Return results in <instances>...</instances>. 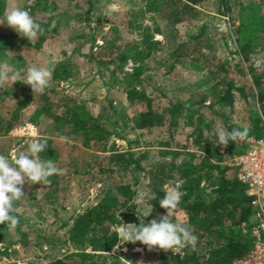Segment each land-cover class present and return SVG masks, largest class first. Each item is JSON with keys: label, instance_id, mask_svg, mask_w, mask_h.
<instances>
[{"label": "trees", "instance_id": "16d2710c", "mask_svg": "<svg viewBox=\"0 0 264 264\" xmlns=\"http://www.w3.org/2000/svg\"><path fill=\"white\" fill-rule=\"evenodd\" d=\"M202 1L142 0L137 9H130V18L126 21V26H131L133 30H136L137 37L120 41L118 33H114L113 36L103 38L101 43L92 39L89 51L86 53L88 59L101 67L113 64L109 68L110 78L117 82V86H120L119 90L125 92L130 102H134V99L139 97L146 96L147 98V108L130 114L128 118L125 117L127 115L123 116L121 108L117 109L110 96H106L107 102L102 107V111L94 114L86 107L85 100L79 98L77 94H68L64 90L55 88L62 80L73 76V62L69 57L59 59L52 64L50 69L52 86L46 88L43 93L35 95L30 86L21 82H15L7 88L5 95L0 93V106H4L7 102L11 104L8 107V119L0 120V126L6 128L11 126V122L18 120L20 110L34 99H42L38 108L40 114L46 116L47 123H41L40 128H35V132L47 137L48 147L40 153L41 159L58 160V167L66 164L69 166L68 171L72 172H79V170L85 172L95 165L98 171L104 173V176L98 179L101 184L96 193L97 199L89 202L81 210L75 208L65 219L60 218L58 212L65 208L58 194V189H61L60 180L54 179L56 175L49 178L50 183L43 193L44 203L41 209L46 207L58 218L66 232L65 240L70 241L74 249L54 256L47 264H124L121 256L128 257L127 250H121L120 246L118 252L115 251L117 252L115 255L111 253L114 251V245L117 244L116 237L119 231L117 225L123 222L117 217V213L122 210L135 211L140 219L136 225H139L140 221L148 223L151 220V217L143 215L139 207L146 211L149 205H152L158 218L165 215L166 210L160 207L159 200L165 194L164 184L170 179L174 181L173 186L179 180L182 197L178 207L185 212L183 219L186 218L189 221L194 234L198 237V242L195 250L186 247L181 255L158 250L154 264H232L235 258L249 249L250 236L242 225V222L248 223L251 214L246 185L237 178L234 167L224 161L226 154L242 152L246 146L238 151L234 149L236 142L229 141L223 151H218V145L204 135L202 117L197 116L196 121H191L185 115L183 119L186 123L188 120L191 128L188 136H191L192 140L186 143L177 141L173 144L176 125L182 118L179 115L181 102L178 99L169 100L170 102L162 109L154 108L151 97L145 95L144 90V80L149 81L141 76V66L145 60L152 56L157 48L164 46L163 40L155 38V33L162 30L161 26L157 23L151 25V23L142 21L143 12L148 11L151 14L163 15L166 27L169 29L168 37L174 40V46L167 53L170 62L166 63V66L172 68L175 61L189 60L201 68H210L216 81L210 86L209 96L216 97L220 94L215 100L216 104L221 107H224L225 103H232L233 89L239 90L244 95L247 94L243 86L235 85L229 72L228 62L226 60L221 62V58L216 55V39L206 32V24H197L195 31H189L188 26L193 24L192 19L200 12L197 5ZM221 1L226 9L230 7L227 0ZM254 3L253 0L249 2L250 5ZM5 11L6 0H0V15ZM33 18L44 29L40 40L59 32V24L52 22L51 16L48 19ZM181 23L186 25L187 35L185 37L180 33L179 24ZM235 27L236 40L243 39L240 47L243 54L253 52L250 51L254 47L251 43L264 42V12L259 18L251 22L241 21ZM2 36L8 37L13 45L20 43L18 39H26L11 30L6 33V36ZM129 58L137 64L130 71H124L121 77L118 76L117 72L123 68V64ZM158 61L160 62V58ZM17 70L24 72L23 69ZM258 76L264 77V74ZM260 77L256 78V85L261 83ZM221 87H224L222 93H220ZM205 96L200 97V100H203ZM9 98H13L12 102ZM257 99L260 104L249 109L248 119L251 121L249 133L259 136L263 128V92L257 93ZM222 118L225 122L228 119L226 116ZM122 124L130 125L134 129L165 126L169 131V137L155 142L160 158H153L150 162L148 161L147 165L144 159L146 160L148 156V150H135L131 143L138 141L124 138L125 134L119 127ZM233 128L230 127L231 130ZM49 132L56 133V135H66L72 132L79 134L82 137L80 144L83 149L79 147L83 151L82 154L80 153L81 156L70 157L69 155L68 160L64 158L66 155L64 149L69 144L65 142L61 148L64 159L60 158L59 151L54 144L56 138L49 135ZM110 134L126 139L125 146L121 147L114 139L109 141ZM70 146L75 147L76 144L71 143ZM0 148L3 147L0 146ZM84 155H87L88 159H85ZM168 157H170L169 160H167ZM125 172L130 173L136 181L139 179V172H143L149 186L148 192L154 194L155 199L147 200L143 206L137 205L135 203L136 188L132 181L115 179V175L120 178ZM130 203H134L132 208H129ZM14 214L19 217L20 223L17 228L20 230V236H27L28 231L21 227L23 221L21 213ZM172 218L177 219L174 212H172ZM3 234L0 225V255L8 253V246L3 243ZM135 244L147 249L139 242ZM124 245L128 249L132 243Z\"/></svg>", "mask_w": 264, "mask_h": 264}, {"label": "rangeland", "instance_id": "374dc122", "mask_svg": "<svg viewBox=\"0 0 264 264\" xmlns=\"http://www.w3.org/2000/svg\"><path fill=\"white\" fill-rule=\"evenodd\" d=\"M140 1L142 0H91V2L89 0H6V11L0 15V20L5 18L11 8L21 7L29 10L30 14L36 18L48 19L51 16V21L59 24V32L42 40L39 38L34 45L29 44L27 39H18L20 43L13 45L8 37L4 38L2 35L6 36L8 31L14 30L0 24V63L6 62L14 70L23 69L26 71L29 66L45 67L50 70L55 61L69 57L73 62V76L62 80L55 88L64 90L68 94H77L79 98L85 100L86 107L94 114L102 111V107L107 102L106 96H110L117 109L121 108L123 116L127 115L125 117L128 118L130 114L147 108L146 96L130 102L125 92L119 90L120 86H117V82L110 78L109 68L113 64L103 67L96 65L94 61L88 59L86 53L89 51L93 38L95 42L101 43L103 38L113 36L114 33H118L120 41L137 37L136 30H133L131 26H126V21L130 18V9H137ZM253 1L255 3L250 5V0H227L230 7L226 9L221 0H203L197 5L200 12L197 17L192 19L193 24L188 26L189 31L192 32L197 29V24H206V32L216 39V55L221 58V62L223 60L228 62L229 72L235 85L243 86L247 93L244 95L239 90L233 89V101L231 104L225 103L224 107L216 104L215 99H218L220 94L216 97L209 96L210 86L216 81L210 68H201L189 60L175 61L172 68L165 65L170 62L167 53L174 46L173 38L168 37L169 29L166 27L165 18L159 13L143 12L142 21L144 23H151V25L157 23L161 26L162 30L155 33V38L163 40L164 44L162 48H157L154 54L147 58L141 66V76L149 81L144 80L145 95L151 97L152 106L157 109L165 107L170 102L169 100L176 101L178 99L181 102L179 115L182 118L176 125L172 139L173 144H176L177 141L186 143L192 140L191 136H188L191 129L188 120L196 121L197 116L202 117L201 124L204 135L207 136V139H211L215 145L217 143L215 135L217 128L224 127L231 131V126L234 128L247 127L248 129L251 126V121L248 119L249 109L259 106L260 101L257 99V93L263 92L262 101L264 102V77L258 76L264 74V42L251 43L254 47L250 51L253 52H247V55L243 54L240 50L243 39L236 40L235 26L241 21L251 22L262 15L264 0ZM179 29L181 35L185 37L187 35L186 25L179 24ZM136 64L129 58L117 75L121 77L124 71H130ZM257 77L261 78V83L256 85ZM51 86L52 81L50 80L49 87ZM9 87L5 86L0 89V93L5 95V91H8ZM220 90L222 93L224 87H221ZM204 95L206 96L203 100H200V97ZM12 100L13 98L10 99L11 102ZM2 101L5 104L4 100ZM41 102V98L34 99L20 110L18 120L11 122V126L8 128L0 126V146L3 147L0 148V154L8 156L22 144L25 145L26 150L25 142L30 141V138L25 133L35 132V128H40L41 123H47L46 116L40 114L38 108ZM9 104L10 102H7L4 106H0V117H2L0 120L8 119V107L11 106ZM184 115L187 116L188 124L183 119ZM223 116L228 117L226 122L222 118ZM204 120L205 123H203ZM119 127L125 134L124 138L137 139L138 142L131 143L135 150H148V156L146 160L144 159L147 165L148 161L150 162L153 158H160L155 142L161 138L169 137V131L165 126L134 129L130 125L122 124ZM263 133L264 129L262 128L260 135ZM48 134L56 138L54 144L59 151L60 158L64 157L61 148L65 142L69 144L64 149L66 154L64 158L67 159L69 155L70 157H80L83 153L80 149L82 148L80 144L82 137L79 134L73 132L66 135H56L53 132ZM251 135L256 134L249 133L248 137ZM248 137L243 141L237 140L234 149L239 151L245 147ZM113 139L121 147L126 144V139L110 134L109 141ZM71 143L76 146H70ZM147 143L152 144L146 145ZM217 148L218 151H223L226 147L218 145ZM239 152L226 154L224 161L228 162L234 154ZM84 157L88 159L87 155ZM169 159L170 157L167 158V160ZM58 162V160L54 161L56 166ZM84 165L86 166V164ZM58 168L61 172L54 179L60 180L61 189H58V194H60V201L65 204V208L58 212L60 218L65 219L75 208L81 210L89 202H94L97 199L96 193L101 184L98 179L104 176V173L98 171L95 165L85 172L68 171L69 166L66 164ZM138 177L139 179L136 181L128 172L123 173L120 178L115 175V179L119 181H132L136 188L135 199L140 191H149L145 174L139 172ZM173 182V179H170L164 184V188L173 186ZM178 183L179 180L175 182V184ZM47 188L48 184L24 185L23 190L26 196L17 202L16 207L23 217L21 227L28 231V235L21 237L17 227L10 228L8 225L0 224L4 233L3 243L8 246V253L0 255V264H47L54 256L74 249L73 244L65 240L66 232L58 218L46 207L41 209L44 203L43 193ZM133 204L130 203L129 208H132ZM139 210L143 211L145 216L149 209L144 211L139 207ZM173 212L176 218L183 219L185 217V212L179 207ZM136 215L140 220L137 213ZM146 217L158 219L157 212L153 207ZM118 226L120 224L117 225L119 230ZM124 249L128 253V257L121 256L124 264H154L157 260L158 250L150 251L136 244H132L128 249L126 245H121V250ZM117 252L111 251L114 255Z\"/></svg>", "mask_w": 264, "mask_h": 264}, {"label": "clouds", "instance_id": "9594fccd", "mask_svg": "<svg viewBox=\"0 0 264 264\" xmlns=\"http://www.w3.org/2000/svg\"><path fill=\"white\" fill-rule=\"evenodd\" d=\"M0 24L13 29L20 37L26 38L31 45L36 44L44 32L41 24L33 18L30 11L21 7L11 8L5 18L0 20ZM51 77L52 72L45 67L29 66L22 72L14 70L6 62L0 63V89L5 86L11 87L15 82H21L30 86L33 93H43L49 87ZM248 134L247 127L233 128L231 131L219 127L215 131L216 145L226 147L229 141H243ZM25 135L30 138V141L25 142L26 150L25 145L22 144L8 156L0 154V224H7L10 228H15L20 223L18 215L14 214L18 212L15 202L26 196L23 190L24 185L37 183L47 185L50 183V177L61 172L53 160L40 158V153L48 147L47 137L41 136L38 132H27ZM180 187V184L168 187L163 198L159 200L160 207L166 210L165 215L158 219L153 218L148 223L140 221L139 225L122 222L118 226L117 244L114 245L113 250H119L123 244L137 242L145 245L150 251H171L173 255H181L186 247L195 250L198 237L194 234L189 221L186 218L175 220L172 218V212L177 209L181 201ZM149 199H155V195L140 191L135 203L143 206ZM151 210L152 205L149 206L145 217ZM117 217L121 220L119 212Z\"/></svg>", "mask_w": 264, "mask_h": 264}, {"label": "built area", "instance_id": "2783aa9c", "mask_svg": "<svg viewBox=\"0 0 264 264\" xmlns=\"http://www.w3.org/2000/svg\"><path fill=\"white\" fill-rule=\"evenodd\" d=\"M264 129V117H263ZM228 163L237 178L246 185L251 206L250 219L242 222L249 233L251 245L232 264H264V133L248 137L245 150L234 154Z\"/></svg>", "mask_w": 264, "mask_h": 264}, {"label": "water", "instance_id": "95a60500", "mask_svg": "<svg viewBox=\"0 0 264 264\" xmlns=\"http://www.w3.org/2000/svg\"><path fill=\"white\" fill-rule=\"evenodd\" d=\"M119 216L125 223H138V217L134 211L123 210L119 212Z\"/></svg>", "mask_w": 264, "mask_h": 264}]
</instances>
